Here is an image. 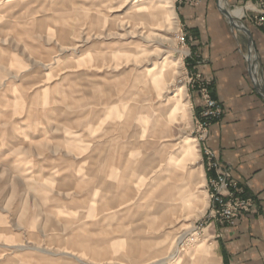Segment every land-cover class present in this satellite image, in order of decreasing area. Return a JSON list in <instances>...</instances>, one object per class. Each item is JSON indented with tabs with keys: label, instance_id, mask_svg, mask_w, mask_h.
I'll list each match as a JSON object with an SVG mask.
<instances>
[{
	"label": "rangeland",
	"instance_id": "1",
	"mask_svg": "<svg viewBox=\"0 0 264 264\" xmlns=\"http://www.w3.org/2000/svg\"><path fill=\"white\" fill-rule=\"evenodd\" d=\"M144 2L0 0V264H217L183 3Z\"/></svg>",
	"mask_w": 264,
	"mask_h": 264
},
{
	"label": "crops",
	"instance_id": "2",
	"mask_svg": "<svg viewBox=\"0 0 264 264\" xmlns=\"http://www.w3.org/2000/svg\"><path fill=\"white\" fill-rule=\"evenodd\" d=\"M224 1L228 7L245 5L235 7L240 13L233 19L250 36L229 24L217 0L178 4L177 10L192 52L190 65L223 107L222 117L208 128L207 144L256 205L233 226L214 224L217 264H264V98L249 75L251 63L252 76L257 72L258 58L264 77V33L244 16L246 7L255 6L249 0ZM195 58L202 64L194 65Z\"/></svg>",
	"mask_w": 264,
	"mask_h": 264
},
{
	"label": "built area",
	"instance_id": "3",
	"mask_svg": "<svg viewBox=\"0 0 264 264\" xmlns=\"http://www.w3.org/2000/svg\"><path fill=\"white\" fill-rule=\"evenodd\" d=\"M200 0H176V2L187 5L197 4ZM255 6L246 7L244 14L248 20L260 28L264 33V0H249ZM251 77L252 72H251ZM199 85L200 109L197 114L199 128L203 130V135H208V128L212 122L219 120L223 115V107L211 95L208 85L200 74L196 75ZM264 81L263 76H258ZM201 80V81H200ZM204 155L207 161L208 196L210 208L207 213L208 223H219L233 226L237 223L241 214L249 213L255 208L253 198L243 196L242 189L237 181L232 177L229 165L217 159L215 152L209 147L204 146ZM202 229L197 230L190 237L181 238V243L191 242L197 239Z\"/></svg>",
	"mask_w": 264,
	"mask_h": 264
},
{
	"label": "water",
	"instance_id": "4",
	"mask_svg": "<svg viewBox=\"0 0 264 264\" xmlns=\"http://www.w3.org/2000/svg\"><path fill=\"white\" fill-rule=\"evenodd\" d=\"M219 7H220V11L221 13L227 18L229 24L234 28V29H238L237 25L235 24L234 22V19L233 17L228 13V11H226L225 9H223L220 4H218ZM238 30H241V31H244L246 32L249 36H250V32L249 30L243 25L241 28H239ZM250 66L249 65V69H250ZM249 73H250V70H249ZM251 77V75H250ZM251 80L254 82V84L256 85V87H258L259 89V93L262 95V97L264 98V91L261 87H259L258 83L256 82V80L254 79V77H251Z\"/></svg>",
	"mask_w": 264,
	"mask_h": 264
},
{
	"label": "bare ground",
	"instance_id": "5",
	"mask_svg": "<svg viewBox=\"0 0 264 264\" xmlns=\"http://www.w3.org/2000/svg\"><path fill=\"white\" fill-rule=\"evenodd\" d=\"M142 1V3L141 4H144L145 2V0H141ZM171 3V2H170ZM221 5H222V7L226 10V3H225V1L224 0H222V3H221ZM168 7H170V6H168ZM227 11V10H226ZM239 13H240V9L239 8H237L236 10H235V12H234V14L236 15V16H239ZM231 15V14H230ZM235 20H237V18L235 17V16H233V15H231ZM261 85L264 87V82H262L261 81Z\"/></svg>",
	"mask_w": 264,
	"mask_h": 264
}]
</instances>
